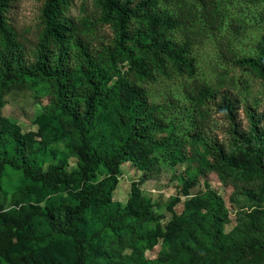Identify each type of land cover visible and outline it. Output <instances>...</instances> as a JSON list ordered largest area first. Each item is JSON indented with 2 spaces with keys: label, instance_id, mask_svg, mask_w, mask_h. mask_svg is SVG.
I'll list each match as a JSON object with an SVG mask.
<instances>
[{
  "label": "rangeland",
  "instance_id": "374dc122",
  "mask_svg": "<svg viewBox=\"0 0 264 264\" xmlns=\"http://www.w3.org/2000/svg\"><path fill=\"white\" fill-rule=\"evenodd\" d=\"M41 5L42 0H16L9 14L24 49L34 50L39 43ZM154 14L171 16L175 26L154 27L146 19L134 21L133 28L144 41L157 32L172 42V49L185 50L183 57L193 60V73L179 69L169 55L138 51L131 58L113 55L112 28L100 21L94 0H73L66 11L73 36L87 44L96 66L105 72L106 86L115 85L128 96L141 93L147 99L143 115L149 135L141 148L130 149L136 157L126 156L113 174L103 161H95L86 177L91 188H101L108 198L98 212L83 216L93 229L90 242L112 254L97 264H176L168 258L180 239L186 244L196 237L206 243L198 223L207 232L216 231L219 245L243 246L229 264H264V250L253 248L264 241V142L248 145L231 134L228 122L215 110L213 97L222 91L236 96L237 119L244 132V105L263 116L264 128V80L236 64L258 55L264 39V0H157L148 16ZM67 49L75 52L72 41ZM80 84L78 77L70 79L71 86ZM55 93L52 82L40 79L0 92L5 128L45 148V171L60 166L71 175L66 186L59 184L54 190L41 192L39 183L31 184L28 200L15 205L28 181L20 171L7 168L0 204L14 215L27 207L62 210L73 204L71 198L81 188L74 175L80 170L77 145L72 148L73 132L55 108ZM113 116L109 103L98 107L97 151L116 144L117 130L110 125L115 123ZM213 142L225 154L219 164L213 159ZM214 213L220 219L217 227L212 225ZM174 222L189 228L180 235L170 226ZM48 231V225L36 219L29 235L25 229L14 242L22 251L51 254L63 237L37 239ZM184 264L221 263L196 252Z\"/></svg>",
  "mask_w": 264,
  "mask_h": 264
},
{
  "label": "trees",
  "instance_id": "16d2710c",
  "mask_svg": "<svg viewBox=\"0 0 264 264\" xmlns=\"http://www.w3.org/2000/svg\"><path fill=\"white\" fill-rule=\"evenodd\" d=\"M15 1L0 0V92L31 79L53 83L56 91L53 98L55 108L66 119L73 132L72 148L75 149L77 145L80 170L74 175L80 178L82 184L71 198L73 204L62 210L27 207L14 215L4 210L0 204V264H70L69 259L72 260L71 264H97L101 259H110L112 254H107L103 248L97 250L100 245L90 242L89 235L93 229L83 216L85 212H98L108 198L103 196L104 190L101 188H91L86 177L95 161H103L113 174L126 156L132 154L136 157L130 149L141 148L149 135V126L145 124L143 115L147 109V99L141 93L132 92L128 96L115 85L106 86V74L96 66L87 44L80 37L73 36L66 17L67 8L73 0H42L40 39L34 50L24 49L10 26L9 14ZM94 2L101 11L100 21L112 28L113 38L109 49L113 55L131 58L135 51L169 55L179 69L189 74L194 72L193 60L183 57L185 50L172 49V42L163 40L157 32L144 41L133 28L134 21L146 19L154 27L166 29L175 26V20L169 15L148 16L157 0ZM70 41L75 46L72 54L67 49ZM236 64L255 71L264 80V39L258 45L256 57L241 58ZM74 77H78L81 82L76 87L70 85V79ZM213 97L215 110L228 122L230 133L248 145L254 142L261 146L264 142L263 116L251 106L244 105L242 111L246 119L245 133L237 119L239 105L236 96L222 91L216 92ZM106 103L110 104L114 112L115 123L110 125L117 130L116 144L97 151L95 142L100 139L96 133L94 116L98 107ZM5 124L0 116V188L7 168L20 171L28 181V185L19 190L14 204L28 200L33 183L40 184L41 192L57 189L59 184L66 186L71 175L66 174L62 167L55 166L50 171L43 169L45 148L36 146L34 141L25 139L14 129L5 128ZM245 134L247 136L244 138ZM211 149L215 163H221L225 157L222 147L213 142ZM142 159L145 161L146 156L143 155ZM217 217L215 213L211 216L215 227L220 221ZM36 219H42L49 228L46 234H40L37 239L63 237V243L54 247L51 254L22 251L14 242L25 229L29 235L28 230ZM170 226L180 235L189 228L178 222L171 223ZM196 228L206 243L196 237H191V243L186 244L180 239L173 246L169 260L184 264L186 258L197 252L203 259L213 257L221 264H229L239 255L243 246H221L217 242L216 231L207 232L199 223ZM253 248L264 250V241L253 245Z\"/></svg>",
  "mask_w": 264,
  "mask_h": 264
}]
</instances>
